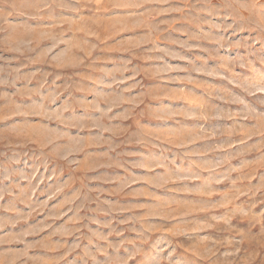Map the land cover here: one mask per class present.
Returning a JSON list of instances; mask_svg holds the SVG:
<instances>
[{"label":"rangeland","instance_id":"374dc122","mask_svg":"<svg viewBox=\"0 0 264 264\" xmlns=\"http://www.w3.org/2000/svg\"><path fill=\"white\" fill-rule=\"evenodd\" d=\"M0 264H264V0H0Z\"/></svg>","mask_w":264,"mask_h":264}]
</instances>
